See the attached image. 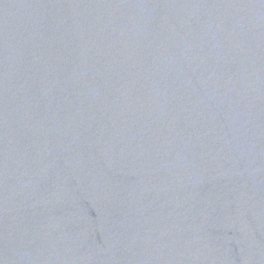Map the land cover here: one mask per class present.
<instances>
[{"label": "water", "instance_id": "1", "mask_svg": "<svg viewBox=\"0 0 264 264\" xmlns=\"http://www.w3.org/2000/svg\"><path fill=\"white\" fill-rule=\"evenodd\" d=\"M0 264H264V0H0Z\"/></svg>", "mask_w": 264, "mask_h": 264}]
</instances>
